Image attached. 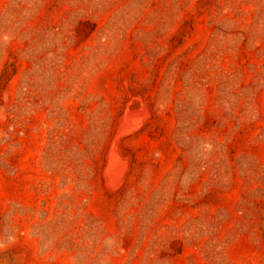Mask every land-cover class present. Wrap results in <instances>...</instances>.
Returning <instances> with one entry per match:
<instances>
[{
  "label": "rangeland",
  "instance_id": "374dc122",
  "mask_svg": "<svg viewBox=\"0 0 264 264\" xmlns=\"http://www.w3.org/2000/svg\"><path fill=\"white\" fill-rule=\"evenodd\" d=\"M0 264H264V0H0Z\"/></svg>",
  "mask_w": 264,
  "mask_h": 264
},
{
  "label": "trees",
  "instance_id": "16d2710c",
  "mask_svg": "<svg viewBox=\"0 0 264 264\" xmlns=\"http://www.w3.org/2000/svg\"><path fill=\"white\" fill-rule=\"evenodd\" d=\"M183 35V34H182ZM8 74V70L5 71V75Z\"/></svg>",
  "mask_w": 264,
  "mask_h": 264
}]
</instances>
